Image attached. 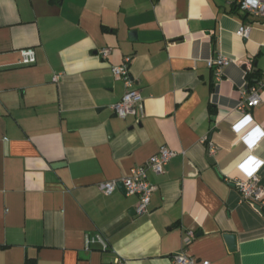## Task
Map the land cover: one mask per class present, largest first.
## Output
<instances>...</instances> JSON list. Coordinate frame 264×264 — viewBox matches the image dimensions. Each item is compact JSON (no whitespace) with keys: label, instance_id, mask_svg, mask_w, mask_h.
I'll return each mask as SVG.
<instances>
[{"label":"crops","instance_id":"1","mask_svg":"<svg viewBox=\"0 0 264 264\" xmlns=\"http://www.w3.org/2000/svg\"><path fill=\"white\" fill-rule=\"evenodd\" d=\"M235 4L0 0V264H264V203L233 182L251 157L264 190V137L251 149L233 131L249 116L264 132V88L247 89L248 73L264 80V16L244 22ZM25 49L35 64H20ZM127 57L144 117L120 119L112 67ZM254 90L261 104L242 108ZM164 146L176 156L148 172L147 213L123 188L101 191ZM95 236L107 250H87Z\"/></svg>","mask_w":264,"mask_h":264},{"label":"built area","instance_id":"2","mask_svg":"<svg viewBox=\"0 0 264 264\" xmlns=\"http://www.w3.org/2000/svg\"><path fill=\"white\" fill-rule=\"evenodd\" d=\"M238 5L241 12L250 15L254 18L264 16V0H238ZM250 32V28L242 26L238 34L242 38H247ZM110 54L109 50H102L100 55L103 58H107ZM22 66H30L36 63V54L32 49H25L20 52ZM132 60L127 57L124 59L120 66L112 67V73L115 78L122 81L127 90L123 99L113 107L115 114L120 119H126L130 115L140 114L144 117V104L143 99L135 87V80L130 72V64ZM230 64V61L224 57L219 56L209 62L210 68H215L218 77L223 74L224 68ZM1 69V65H0ZM59 77L54 78V82H57ZM259 89L264 88V80L259 84ZM261 104V97L259 91L254 90L252 96L248 99L246 105L243 107H256ZM233 131L236 134H241L242 141L247 144L251 149L256 147L260 140L264 137V132L260 130L258 126L253 124L252 119L247 116L240 122L233 126ZM176 156V153L167 147H162L158 154L152 157L147 164L138 167L132 171L131 176L123 180H115L112 182H105L100 185L101 191L109 195L119 188H123L127 195L139 196L140 202L136 210L137 214L142 215L148 212L150 200L156 187L150 183L148 178V172L152 171L154 174L160 175L164 173L165 167ZM263 162H260L254 158H248L239 167L240 176L233 180L236 188L242 196V199L252 205H261L264 203V190L260 185L259 178L257 176ZM193 237V234L190 233ZM99 244L104 250L108 249V243L100 236L88 237L86 242L87 250H90L91 246ZM172 264H209L208 262H197L194 258L188 257L185 254H178L171 257Z\"/></svg>","mask_w":264,"mask_h":264},{"label":"trees","instance_id":"3","mask_svg":"<svg viewBox=\"0 0 264 264\" xmlns=\"http://www.w3.org/2000/svg\"><path fill=\"white\" fill-rule=\"evenodd\" d=\"M234 11H237V12L241 11L238 4L234 5ZM249 17H251V16L244 13L243 14V21L244 22L247 21V19ZM260 79H261V75H260V72L258 70H254L251 73H248L247 74L248 89H251V88L255 87L257 84H259Z\"/></svg>","mask_w":264,"mask_h":264},{"label":"water","instance_id":"4","mask_svg":"<svg viewBox=\"0 0 264 264\" xmlns=\"http://www.w3.org/2000/svg\"><path fill=\"white\" fill-rule=\"evenodd\" d=\"M136 34L135 33H132V36H135ZM244 69H246V67L244 66ZM248 89V88H247ZM231 240H233V239H231Z\"/></svg>","mask_w":264,"mask_h":264}]
</instances>
